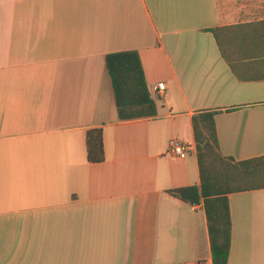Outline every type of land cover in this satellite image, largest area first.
I'll use <instances>...</instances> for the list:
<instances>
[{
  "label": "crops",
  "instance_id": "1",
  "mask_svg": "<svg viewBox=\"0 0 264 264\" xmlns=\"http://www.w3.org/2000/svg\"><path fill=\"white\" fill-rule=\"evenodd\" d=\"M125 51L154 118L118 120L105 56ZM200 111L223 157L264 156V0H0V264H212L203 202L168 194L200 185ZM228 207L227 264H264V189Z\"/></svg>",
  "mask_w": 264,
  "mask_h": 264
},
{
  "label": "trees",
  "instance_id": "2",
  "mask_svg": "<svg viewBox=\"0 0 264 264\" xmlns=\"http://www.w3.org/2000/svg\"><path fill=\"white\" fill-rule=\"evenodd\" d=\"M220 30H210L217 40ZM105 66L118 120L156 117V104L147 87L138 53L125 51L107 54ZM216 113L200 111L191 120L200 185L172 189L168 194L191 205L203 202L212 264H227L231 242L228 196L264 189V156L243 161L223 157L218 148L214 122ZM85 144L87 162L102 163V130H89Z\"/></svg>",
  "mask_w": 264,
  "mask_h": 264
},
{
  "label": "built area",
  "instance_id": "3",
  "mask_svg": "<svg viewBox=\"0 0 264 264\" xmlns=\"http://www.w3.org/2000/svg\"><path fill=\"white\" fill-rule=\"evenodd\" d=\"M152 92L158 96V97H162L165 92H166V87L164 85V83H157L152 87ZM168 148H169V153L177 158V159H185L188 155V148L181 143L178 140H170L169 144H168ZM198 264H206L205 262H199Z\"/></svg>",
  "mask_w": 264,
  "mask_h": 264
}]
</instances>
